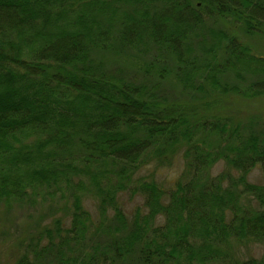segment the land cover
Returning <instances> with one entry per match:
<instances>
[{"label":"trees","instance_id":"16d2710c","mask_svg":"<svg viewBox=\"0 0 264 264\" xmlns=\"http://www.w3.org/2000/svg\"><path fill=\"white\" fill-rule=\"evenodd\" d=\"M259 44L264 0H0V206L65 198L9 264H264Z\"/></svg>","mask_w":264,"mask_h":264},{"label":"rangeland","instance_id":"374dc122","mask_svg":"<svg viewBox=\"0 0 264 264\" xmlns=\"http://www.w3.org/2000/svg\"><path fill=\"white\" fill-rule=\"evenodd\" d=\"M259 40L258 36H255L253 41ZM264 47L259 44L256 50L264 52ZM240 108V115L244 121L249 119L253 120L255 117L256 125L261 124L262 117H264V99L254 101V102H240L237 104ZM252 117V118H251ZM259 124H258V123ZM182 168V161L178 160L172 166L158 167L154 168L153 165H148L140 170L138 174L140 175H152L163 187H170L172 179L177 176L180 169ZM223 168V162L216 163L212 168V173H218ZM76 179V178H75ZM248 179L252 182H262V174L259 166L253 168L248 174ZM120 203L122 209L128 219L133 217V214L137 207L141 206V199L139 196L131 194L128 190H124L119 195ZM65 201L64 199L56 197V190L48 196L36 197V199L25 205L14 204L10 208H5L0 206V264H9L14 256L21 249L16 246V242L21 239H26L28 235L34 232L36 224H40L38 215L47 216L51 218L52 216L61 214V203ZM84 206L92 213L95 212L93 208V201L89 199L83 200ZM111 212V211H110ZM248 248V249H247ZM247 250L243 247L242 251L246 254L253 253L256 256H260L263 252V246H247Z\"/></svg>","mask_w":264,"mask_h":264}]
</instances>
